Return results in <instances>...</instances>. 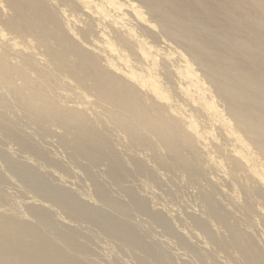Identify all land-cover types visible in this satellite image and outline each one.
<instances>
[{
    "label": "bare ground",
    "instance_id": "bare-ground-1",
    "mask_svg": "<svg viewBox=\"0 0 264 264\" xmlns=\"http://www.w3.org/2000/svg\"><path fill=\"white\" fill-rule=\"evenodd\" d=\"M0 122L7 125L6 130L2 125L0 126L2 128L0 130L6 132L5 134L0 131L3 133L2 136L0 134V137L6 135L7 141L12 142H15L16 138L17 141L25 139L23 138L25 136L22 137V135L15 137L14 133H22V129L19 130V127H23V134L27 131L24 128H33L34 132L38 131L36 134L51 132L52 137L56 139L55 142L63 145L64 148L61 149L66 148L73 151L71 153H74L76 157L74 154L71 157H75L76 161L77 159L85 161V157L88 158L89 163L94 166L90 167L94 173L89 170L92 176L104 173V171H97L96 174V171L93 170L96 169L95 166H99L95 165L97 161L102 159L104 163L106 160H111L109 162L112 164L113 162L119 164L117 160L121 159V161L123 160L122 164L124 163L122 167L128 169L127 171L131 168L139 170H132L134 175H137L135 172L143 173L145 165L148 167L147 163H152L159 169L169 166V169L175 170L176 174H174L181 175L179 176L181 178L188 175L189 177L186 176L189 180L187 182L193 181L191 183L194 185H197L198 180L201 182L207 180L206 184L210 185V187L207 185L209 193L205 190L206 185L204 187L198 185L201 190L202 187L205 188L203 189L206 191L205 194L208 193L207 195L203 194L205 199L202 195L200 199L206 200L208 195L210 197L215 186L220 190H213L212 198L215 205L212 204V200L210 204L202 200L208 205L206 207L204 204L206 211H201L203 214L207 212L208 219L204 218V220H209V223L205 221L206 229L212 227L216 230L222 229L223 232H220L222 234L218 236H215L216 233L215 237L213 234L216 231L212 232V229L211 235L201 232L204 238L201 235L199 237L201 240H205V253L209 249L214 250L212 251L214 253L209 251L210 254L203 253L204 255L198 256L201 257L199 260L194 256L197 259L195 258L193 263L218 264V262L214 263V256L217 255L230 264H264V244L259 241V237L264 240V0H0ZM14 128L19 132L18 130L16 132ZM33 129H31L33 135L27 134L28 139L32 136L34 138L36 135ZM12 131L15 132L12 134ZM13 137L15 139L10 140ZM25 140L23 141L26 143ZM119 146L127 155L128 152L132 153L136 150V157L130 155L133 159L135 158L134 161L129 159L131 158L129 155L125 157L127 155H123V152L118 149ZM32 148H28V150H35ZM36 150L42 153L38 149ZM63 150L57 154L53 152V155L61 154ZM32 151H29L30 154L37 153ZM11 156L12 154L10 158ZM66 156L70 158L68 155ZM63 158L61 159L63 160ZM56 159L57 157L53 158V161L58 162L59 159ZM62 160H59L58 163H62ZM28 161L29 159L26 162ZM74 161L73 164L76 163ZM15 162H13V166L9 164L13 169L16 168ZM143 162L144 165H142ZM105 163V165L110 164ZM158 163L160 166H164L160 168L159 165V167L157 166ZM86 165L87 163L83 167L82 164L81 171ZM108 165L104 167L108 168ZM20 166L19 169L22 168ZM150 166V171H154V175H156L155 171L158 169L153 167L155 169L153 170V165ZM77 168H73L74 172L70 171L75 174L78 170L80 171L79 168L76 170ZM102 169L104 170V168ZM146 169V171L149 170ZM30 170H25L23 173L19 170L22 176L19 177L23 179L19 182L25 181L27 190L30 188L35 196H39L36 198L46 199L50 203L45 205L42 202L36 203L29 199L32 202L22 203L19 207L16 205L17 203L14 205V201L12 203L14 208L15 206L18 208L14 209L12 206L10 207L12 210H10L4 207L8 200L1 199L3 195L0 194V264H86L85 262L89 261V256L87 260L88 252L85 251V247H82L84 242H80L81 245L76 244L79 241L75 239L77 235L71 227L63 232L57 230L58 228H44L36 224L40 220L39 218L43 219L42 215L45 216L44 211L51 208L58 206L57 208L61 207L60 210L68 211L70 203H73L71 202L72 197L69 198V194L72 193L68 194L69 197H66L67 195L60 197L59 193L61 192L56 194L59 190L54 189L56 192L51 193V186V188L49 187L50 191L42 188L43 185L38 186L39 180L37 179V182L35 177L33 178V171ZM114 170L118 173L119 184H121L124 175L126 177L128 173H121L125 172L123 168L120 170L121 172L117 168ZM16 172L15 176L17 177L19 175L17 169ZM109 172L113 174V170ZM212 172L216 176H213ZM11 174L8 173L6 176H14ZM61 174L63 173L61 172ZM90 174L87 176L90 177ZM108 174L107 178L112 185L114 181L110 178L111 174L110 176ZM105 176L103 175L101 178L104 179ZM92 178L87 179L88 181L84 180V183L89 185L87 182ZM149 178L146 174L148 182L151 180ZM159 178L161 177L159 176ZM181 178L178 179L181 180ZM95 179L104 186L101 180L98 181L99 178L94 177ZM126 179L130 178H124L125 181ZM47 180L49 179L47 178ZM182 180L184 181V179ZM117 181L116 185H118ZM97 182L92 183L97 184ZM4 184L6 185V183ZM122 184H124V188L120 187L126 191V182ZM129 185L132 188L131 181L128 183ZM150 185L152 186V184ZM21 186L20 188H22ZM102 186H98V191L95 192L102 193L101 190L107 185L104 188ZM112 186L106 189L112 190L115 185ZM145 186L146 188L151 187ZM211 186L213 187L210 190ZM106 189L104 190L109 194L110 191ZM169 190L167 189V192ZM201 190L199 189L198 193ZM112 191L115 193V190ZM174 191L176 192V190ZM214 191L218 192L214 193ZM106 192H103V195H106ZM111 192L110 195H113ZM188 192L190 193L189 190ZM100 196L102 197V195ZM217 197L225 204L224 210L220 209L221 212L218 210L220 206L216 205L219 201ZM106 198L108 199V197ZM222 198H225V201ZM87 199V204L96 201L92 196ZM197 201L194 202L197 203ZM221 201L219 202L221 203ZM153 202L155 201L153 200ZM108 204L107 207L102 204L104 209L110 207ZM74 205L76 204L74 203ZM99 205L101 204L99 203ZM129 205L131 209L135 207L132 203ZM198 205H202V203L198 202ZM6 206H10V202ZM113 206L111 205V207ZM203 206H200V209H203ZM115 208L113 207L114 210ZM118 208L120 209V207ZM167 208L169 207L167 206ZM103 210L99 211L100 213L97 212L98 215L87 216L89 224L101 225L104 223L102 220L104 214H102L103 217L100 215L104 212ZM141 210L138 208V211ZM50 212L52 211L50 210ZM82 212L72 213L69 217L82 219ZM120 212L118 213L121 214ZM187 215L186 217L190 214ZM193 217L195 218V216ZM148 219L151 220L150 217ZM191 219L193 218H188L189 221ZM230 219H232V223L229 222ZM108 222L112 223L109 219ZM244 223L247 224L244 226ZM102 225L101 231L104 230L105 237L119 240L124 250L125 248L127 250L128 246L135 247V249L139 247V240L129 241L125 232L118 228L121 226L115 224V226L107 225L108 227H105V224ZM153 225L155 226V224ZM199 226L198 228L203 227ZM255 226L260 229L261 236H259L260 234L259 237L256 236L259 240L251 237L250 230ZM158 227L159 225L155 228ZM74 229L76 228L74 227ZM86 234L85 236H87ZM195 234L197 235V231ZM131 239L133 240V238ZM110 248L112 249V247ZM141 248L143 247L141 246ZM146 251L144 248L142 252L146 253ZM149 252L151 251H148L147 255L150 254ZM152 253L149 257H160H156L157 253ZM184 253L186 255L187 252ZM143 257L145 262L146 260L150 261L146 264H152L153 259H148V256ZM189 257L191 258V256ZM123 261L125 262V260ZM138 262L143 264L140 260ZM188 262L184 263L182 260L180 263L190 264ZM175 263L177 262L175 261ZM110 264H114L113 261Z\"/></svg>",
    "mask_w": 264,
    "mask_h": 264
},
{
    "label": "rangeland",
    "instance_id": "rangeland-1",
    "mask_svg": "<svg viewBox=\"0 0 264 264\" xmlns=\"http://www.w3.org/2000/svg\"><path fill=\"white\" fill-rule=\"evenodd\" d=\"M22 119V118H21ZM21 119H19V121L21 122ZM23 121H24V119H22ZM3 126L4 128L3 129H5L6 130V127H7V125L4 123V125H6V126H4L1 122H0V126ZM21 126V125H20ZM1 128V127H0ZM16 128H18V127H16ZM16 128H14L15 129V131L17 132V130L18 129H16ZM22 129V133H21V131H20V133L21 134H16V133H14L13 131H12V134L14 133V135H15V137L17 136V135H19L18 137H20L21 135H22V137L23 136H25V137H23V138H25V139H22V141L19 139L18 141L15 139V137H13V139H10V140H14L15 139V142L13 143L12 141H7V137H6V132H5V130H0V131H3V133L5 132V139L2 137H0L1 138V140H0V169L2 170V173H1V170H0V194L1 195H3V197H5V195H7L5 198H3L2 196V198L1 199H5V200H8L7 202H6V204L8 205V202H10V206H6V204L5 203H3V204H5V208H7V209H10V210H12L10 207H12V208H14V205L16 204L17 206H21L22 205V203L23 204H27L28 202H32L31 200H33V202H35L36 201V203L37 202H39V203H41L42 202V204L44 203L45 205H47L48 203H50V201H46V199L44 200V199H42V198H36V196H35V193L30 189V188H28V190H27V183L25 182V181H23V182H19V181H22L23 179L22 178H20L19 176H21L20 174V172H19V170L23 173L25 170H32L33 172V178L34 179H38L39 180V185L38 186H44L45 185V187H43L42 186V188H46V189H48V191H50L49 190V187L52 189L51 190V193L52 192H56L57 190H59V191H57L56 192V194L58 193V192H61V193H59V194H61L60 195V197H65V195H67L66 197H69V198H71L72 197V199H71V202H73L72 204L70 203V206H69V209H67L68 211H62V210H60L61 209V207L60 208H51L50 210L52 211V212H50V210H47V211H44L45 212V216H43L42 215V218L43 219H41V218H39L38 220L39 221H37L36 222V224L37 225H41V227H50V228H53V229H57V230H59V231H65V230H68V228H70L71 227V229H73L74 230V233L77 235V236H75V239H77L78 241H79V243H76V244H79V245H81L80 244V242L82 243V242H84V243H82V247L84 248V249H86L85 251L86 252H88V254L86 255L87 256V260H88V256H89V261H86L85 263L86 264H104V263H106V264H110V262H112L113 261V263L114 264H128L129 263V260H130V263L131 264H139V263H141V262H138V260H140V261H142L143 262V264H146V263H149L150 261H147L146 260V262H145V258L143 257V256H148L149 257V255L151 254V252H153L154 254H156L157 256L156 257H158V256H160L159 258H152L153 256H150L148 259H153L152 261H151V263L152 264H179L180 262H182V260L184 261V263L185 262H188V263H190V264H194L193 262V260L197 257L198 258V260H199V258L201 259V257H198V256H201V255H204V254H210L209 252H211V253H214V252H212V251H214V250H208L206 253H205V251H204V249H206L205 248V246H204V241H203V239L201 240V238L199 237V235H201V236H203L202 238H204V235H203V233H205V234H209V235H211L212 234V232H214V231H216L214 234H213V236L215 235V236H218L219 234H222V233H220V232H223V231H221L222 229H218V230H216L215 228H212L211 227V225L210 224H208V226H210L209 228L210 229H206L207 228V224L206 223H209L207 220H204V218L205 219H208V217H207V212H205V214H203L201 211L203 210V212L204 211H206L205 210V208L208 206L207 204H205V203H211V200H212V204L213 205H215L214 203V199L212 198V196H213V190H220L219 189V187H217V186H215L213 189H212V187L213 186H211V188H210V190L212 189V193H211V196L209 197V195H208V198L210 199H208L207 197V199L206 200H203V198L205 199V197H204V195L203 194H205L206 193V191L205 190H207V187L209 186L210 187V185H209V183H207L206 184V179H204V180H206L205 182H201L200 180H198L197 181V185H194V184H192L191 182H193V181H191L190 183L189 182H187V181H189V180H187L188 178L187 177H189L188 175H186L184 178H181V177H179V176H181V175H179L178 174V172H177V174L178 175H175L176 173L174 172V171H172V170H170L169 169V166H166V167H162V166H164V165H159L160 163H158L157 164V166L159 165L160 166V168L162 167V169H159V168H156L155 166H154V164H152V163H147V164H149V165H153L152 166V168L153 167H155L156 169H158V170H156L155 172H157V173H155L156 175H154V171L152 172V171H150L151 169H149V168H151V166L149 167V165H148V167H147V165H145L146 167L144 168V166H142L143 168H144V170L145 171H143V173H141V172H135L137 175H134L133 173H132V170L133 171H139L137 168H134V169H132L131 167V169L129 170V171H127L128 169H126V168H124V167H122V166H124L123 164H122V162H123V160L121 161V159L119 160H117V161H119V164L117 163H115V162H113V164L111 163V162H109V161H111V160H106L105 161V159H104V161L105 162H107V163H110V164H112L111 165V167H110V164L108 165V168L107 167H104V166H107V165H105L103 162H102V159H101V161H97V163H95V165H99L98 167H102V168H104V170L102 169V168H98L97 166H95L96 167V169H93L94 171H96L95 173L97 174L98 172H103L104 171V173L102 174V173H99L98 175L99 176H96L95 174V176L93 175L92 176V174H90L89 172L91 171V173H94L93 171H92V168L90 169V167H94L93 166V164H91V163H89V160H88V158L87 157H85L86 158V160H85V158L84 157H82V159H84L85 161H83V160H81L80 161V159H77V161L74 159L75 157H76V155H75V157L73 158V154L71 153V152H73L72 150H69V149H61V148H64L63 147V145H60L59 143H57V142H55L56 141V139L55 138H53L52 137V135H51V132H47V133H45V134H42V133H38V134H36V132H38V131H36L35 130V132H34V129L33 128H24V130L26 131H24L25 133L23 134V127H19V130H21ZM2 129V128H1ZM31 129H33V132L38 136H36L35 134V136H34V138H33V136L32 137H30L29 139H28V135H33V133L31 134ZM19 130H18V132H19ZM30 130V131H29ZM3 133H1L0 132V134H1V136H2V134ZM7 133H9L8 132V130H7ZM30 133V134H29ZM26 134V135H25ZM28 134V135H27ZM53 138V139H52ZM40 139V140H39ZM3 140H5L4 141V143H3ZM23 140H25L26 141V143L23 141ZM30 140V141H29ZM19 142V143H17V142ZM7 142H8V144H7ZM20 142H23V143H20ZM52 142V143H51ZM24 144H25V146H29L28 148H32V149H34L35 148V150H28V148L27 147H25L24 146ZM30 144H31V146H30ZM57 144V145H56ZM59 144V145H58ZM9 145V146H8ZM11 145V146H10ZM14 145V146H13ZM21 146V147H20ZM57 147H59L60 148V150H63V152H61V154H58L59 155V157H58V155H56L57 154V152H59L60 150H58L59 148H57ZM9 148V149H8ZM20 148V149H19ZM17 149V150H16ZM26 149V150H25ZM36 149H38V151H40V152H42V153H39V152H37V150ZM118 149H120L121 150V152H123V155H125L126 153H124V151H123V149H121V147L119 146V148ZM9 150V151H8ZM19 150V151H18ZM67 150H69L68 151V153L67 154H65L66 152H67ZM3 151V152H2ZM24 151V152H23ZM29 151H32V152H34V151H36L35 153V155L33 154H30V152ZM135 152H136V150H134ZM134 151H132V153H130V152H128L129 154V156L132 154V155H134L133 157H136L137 156V152H136V154H135V152ZM137 151H139V150H137ZM53 152H56V154H54L53 155ZM20 153V154H19ZM7 154H9V155H7ZM12 154V156H11V158H10V155ZM26 154H27V156H26ZM17 155V156H16ZM21 155H23V156H21ZM61 155H62V157H61ZM66 155H68L70 158H68ZM71 155H73L72 157H71ZM127 155V154H126ZM128 155L127 156H125V157H128ZM131 155V156H132ZM3 156V157H2ZM9 158V160H8V158ZM21 156V157H20ZM26 156V157H25ZM65 156V157H64ZM130 156V157H131ZM5 157V158H4ZM13 157H15V159H13ZM28 157V158H27ZM31 157V158H30ZM47 157V158H46ZM57 157V159H59L60 161L62 160L61 158H63V160H62V163H58L59 162V160H58V162L57 161H53V158L55 159ZM66 157H67V159H66ZM133 157H131V158H129V159H131L132 161H134V159H133ZM22 158V159H21ZM24 158V159H23ZM11 161L10 163H7L8 161ZM18 159V160H17ZM27 159H29V161L28 162H26L27 161ZM52 159V160H51ZM56 159V160H57ZM70 159H71V162H72V164H71V162H70ZM4 160V161H3ZM12 160H13V162H15V161H17V162H15L14 164H16V168H15V165H14V168L15 169H13V167H10V165L9 164H11V166H13V162H12ZM15 160V161H14ZM24 160H25V162H24ZM74 161V163L75 164H73V161ZM88 160V161H87ZM20 161V162H19ZM82 161H83V163H82ZM87 161V162H86ZM24 162V163H23ZM30 162V163H29ZM57 162V163H56ZM68 162V163H67ZM87 163V165H88V167H87V165L85 166V168H82V169H84V170H82L81 171V167H82V164H83V167H84V165ZM3 163V164H2ZM7 163V164H6ZM21 163V164H20ZM42 163V164H41ZM71 165H70V164ZM81 163V164H80ZM101 164V166H100V164ZM115 163V164H114ZM137 163H139V162H137ZM141 163V162H140ZM156 163V162H155ZM2 164V165H1ZM6 164V165H5ZM18 164V165H17ZM23 164H24V166H23ZM50 164V165H49ZM77 164V165H76ZM122 164V165H121ZM145 163L143 162V164L142 165H144ZM19 165H21L20 167H22L21 169H19ZM49 165V166H48ZM113 165H114V168H117V170L119 171V172H121L120 170L123 168V169H125V172H121V173H124V174H126V172L128 173V174H126L127 176L125 177V175H124V178H127V177H129L130 179H126V181L124 180V178H123V180L121 181V184H119V176H117L118 175V173L116 172V170H114V168H113ZM156 165V164H155ZM26 166H28L27 167V169H25V167ZM44 166V167H43ZM68 166V167H67ZM78 167L79 169H80V171L78 170V168L76 169V170H78L77 172H78V174H77V172L74 174L73 172H74V170H73V168L74 167ZM80 166V167H79ZM116 166V167H115ZM158 166V167H159ZM18 167V168H17ZM30 167V168H29ZM49 167V168H48ZM5 168V169H4ZM8 168H10L9 170H8ZM29 168V169H28ZM40 168V169H39ZM63 170H62V169ZM87 168V169H86ZM97 168H98V170H97ZM129 168V167H128ZM146 168H148L149 170L148 171H146L147 169ZM165 168H167V169H165ZM16 169H17V171L19 172V175L16 177L15 176V172H16ZM19 169V170H18ZM24 169V170H23ZM48 169V170H47ZM57 169H59V170H57ZM66 169H68V170H66ZM113 170V174H111L109 171H111L112 172V170ZM136 169V170H135ZM13 170V172H11ZM30 170V171H31ZM44 170V171H43ZM56 170V171H55ZM70 170H72V171H70ZM90 170V171H89ZM109 170V171H108ZM153 170H155L154 168H153ZM12 173H10V172ZM35 171V172H34ZM52 171V172H51ZM69 173H68V172ZM88 173H87V172ZM98 171V172H97ZM162 171V172H161ZM46 172V173H45ZM54 172V173H53ZM61 172L63 173V174H61ZM81 172H83V173H81ZM85 172V173H84ZM144 172H145V178H144V176H143V174H144ZM149 172H150V175H149ZM214 172V171H213ZM211 173V174H213V176H216L214 173H216V172H214V173ZM8 173H9V175L11 174V175H14V176H6V175H8ZM17 173V172H16ZM35 173L37 174L36 176H37V178H36V176H35ZM59 173H60V176H61V178H59L60 176H59ZM87 173V175L88 174H90L89 176L90 177H88L87 175H85ZM105 173H106V176H105ZM108 173H110L111 174V176H110V174H108ZM159 173V174H158ZM170 173V174H169ZM175 173V174H174ZM53 174V175H52ZM57 174V175H56ZM107 174H108V176H110V178L112 179V181H114V183L117 181L118 183V185H116V183L114 184L113 182V184L112 185H115V187L112 189V185H111V181H109L108 180V178H107ZM133 174V175H132ZM142 174V175H141ZM146 174H147V176H149L150 178H149V180L151 181H149L148 182V177H147V179H146ZM168 174V175H167ZM17 175V174H16ZM103 175L105 176L104 177V179H102L103 178ZM130 175V176H129ZM162 175V176H161ZM2 176V177H1ZM76 176V177H75ZM101 176H102V178H101ZM113 176V177H112ZM118 177V179H117V177ZM136 176V177H135ZM153 176V177H152ZM156 176V177H155ZM159 176L161 177V178H159ZM172 176V177H171ZM173 176H175L174 178H173ZM177 176H178V178H181V180L180 179H178L177 178ZM204 177H205V175H203ZM202 176V177H203ZM6 177H8V178H6ZM13 177H15V178H13ZM22 177V176H21ZM42 177V178H41ZM71 177H73V178H71ZM93 177V178H92ZM94 177H96L97 179H98V181H100L101 180V182L103 183V185L105 186V185H107V186H105V188H104V186H102V184L100 183H98L97 181H96V179L94 180ZM155 177V178H154ZM171 177V178H170ZM203 177V178H204ZM44 178V179H43ZM47 178L50 180H47ZM89 178H92L91 180H89V182H87L89 185H87L86 183H84L85 181H88L87 179H89ZM114 178V179H113ZM134 178V179H133ZM141 178H142V180H141ZM10 179H11V181H10ZM14 179V180H13ZM16 179V180H15ZM20 179V180H19ZM22 179V180H21ZM25 179H27V178H25ZM42 179H43V181H42ZM69 179V180H68ZM110 179V180H111ZM136 179V180H135ZM140 179V180H139ZM169 179H170V181H169ZM182 179H184V181L182 180ZM189 179H191V178H189ZM18 180V181H17ZM38 180H37V182H38ZM44 180H45V182H44ZM72 180V181H71ZM85 180V181H84ZM106 180H107V182H109V184H106L107 182H106ZM127 180H130L131 181V184H132V188H131V185H129L128 186V183H130V181H127ZM154 180V181H153ZM158 180V181H157ZM167 180V181H166ZM174 180V181H173ZM203 180V179H202ZM34 181V180H33ZM42 183H41V182ZM54 181V182H53ZM82 181V182H81ZM155 181H157V182H155ZM177 181V182H176ZM183 181V182H182ZM15 182V183H14ZM48 182V183H47ZM57 182V183H56ZM67 182H69V183H67ZM81 184H80V183ZM92 182H94V183H96L97 182V184H94V183H92ZM105 182V183H104ZM124 182H126V185H127V187L125 186V190L126 191H123V188H124V184H122V183H124ZM208 182V181H207ZM4 183H6V185L4 184ZM8 183V184H7ZM40 183H41V185H40ZM55 183V184H54ZM59 183V184H58ZM144 183V184H143ZM146 183H148V184H146ZM168 183V184H167ZM172 183V184H171ZM205 183V184H204ZM14 184V185H13ZM15 184H16V187H14L15 186ZM18 184V185H17ZM23 184V185H22ZM69 184V185H68ZM78 184V185H77ZM142 184V185H141ZM150 184H152V186L150 185ZM168 186H167V185ZM170 184V185H169ZM196 184V183H195ZM12 185V186H11ZM22 185V186H21ZM48 187H47V186ZM54 185V186H53ZM56 185V186H55ZM66 185V186H65ZM112 186L111 187V189L112 190H115V193H114V191H112V190H108L109 188L108 187H110V186ZM143 185H144V187H143ZM145 185H149V186H151V187H149V188H146V186ZM154 185V186H153ZM187 185V186H186ZM193 185V186H192ZM201 185V186H205L206 185V189L205 188H203L202 187V190H201V188L199 187V186ZM208 185V186H207ZM20 186L22 187V188H20ZM64 186V187H63ZM71 186V187H70ZM94 186V187H93ZM103 187L104 189H106V188H108V189H106L107 191H112L111 192V194H113V195H110V192H109V194L104 190H101L102 191V193L101 192H95V191H98V188L99 187ZM119 188H118V187ZM123 186V188H121V187ZM158 186V187H157ZM177 186V187H176ZM189 186V187H188ZM30 187H32V186H30ZM54 187H56V188H54ZM88 187V188H87ZM171 187V188H170ZM175 187V188H174ZM181 187H182V189H181ZM191 187H192V189H191ZM195 187V188H194ZM18 188V189H17ZM20 188V189H19ZM58 188V189H57ZM121 188V189H120ZM146 188V189H145ZM166 188V189H165ZM189 188V189H188ZM11 189V190H10ZM35 189V188H34ZM56 191H55V190ZM65 189H67L66 191H65ZM73 190L72 192H71V190ZM91 189V190H90ZM101 189V188H100ZM118 189H119V191H118ZM131 189V191H129ZM140 189V190H139ZM142 189V190H141ZM148 189V190H147ZM157 189V190H156ZM160 189V190H159ZM167 189L169 190L168 192H169V194H167L168 192H167ZM176 190V192L174 191V190ZM193 189H196V190H193ZM198 189V190H197ZM199 189L202 191H200V193H198L199 192ZM203 189H205V190H203ZM24 190V191H23ZM30 190V191H29ZM94 190V191H93ZM127 190H128V192H127ZM133 190V191H132ZM181 192H180V191ZM184 190V191H183ZM187 190V191H186ZM188 190L190 191V193L188 192ZM5 191V192H4ZM8 191V192H7ZM65 191V192H64ZM84 191V192H83ZM121 191V192H120ZM197 191V192H196ZM205 191V192H204ZM217 191V192H218ZM9 194H7V193ZM17 192V193H16ZM20 194H19V193ZM27 192H28V194H27ZM93 192V193H92ZM103 192L105 193H107L106 195H103ZM123 192V193H122ZM136 192V193H135ZM158 192V193H157ZM172 192V193H171ZM207 192L209 193V188H208V190H207ZM216 191H214V193H217ZM4 193H5V195H4ZM32 193V194H31ZM53 193V194H54ZM69 193H72V194H69ZM85 195H84V194ZM88 193V194H87ZM92 193V194H91ZM99 193V194H98ZM122 193V194H121ZM133 193V194H132ZM149 193V194H148ZM161 193V194H160ZM173 193H175V194H173ZM186 193V194H185ZM207 193V194H208ZM13 194V195H12ZM19 194V195H18ZM68 194H69V196H68ZM90 194V195H89ZM115 194V195H114ZM118 194V195H117ZM141 194V195H140ZM207 194H205V195H207ZM73 195V196H72ZM85 197H84V196ZM91 197L92 196V198H93V200L95 199L96 201H94L95 203H93V202H90V203H88L87 204V202H88V199L87 198H89V196ZM99 195V196H98ZM100 195H102V197L100 196ZM110 195V196H109ZM122 195V196H121ZM126 195V196H125ZM140 195V196H139ZM155 195V196H154ZM170 197H169V196ZM203 196V198L202 199H200L202 196ZM9 196V197H8ZM53 196V195H52ZM80 196V197H79ZM88 196V197H87ZM115 196V197H114ZM136 196H138L139 197V199H138V197L135 199V197ZM189 198H188V197ZM193 196V197H192ZM198 196V197H197ZM11 197H13V198H11ZM37 197H39V196H37ZM77 197V198H76ZM84 197V198H83ZM95 197V198H94ZM106 197H108V199L106 198ZM110 197V198H109ZM112 197V198H111ZM128 197V198H127ZM144 197V198H143ZM160 199H159V198ZM82 198V199H81ZM115 198V199H114ZM127 198V199H126ZM143 198V199H142ZM151 198V199H150ZM176 198V199H175ZM187 198V199H186ZM18 199V200H17ZM29 199H31V200H29ZM78 199H80V200H78ZM123 199V200H122ZM155 201V202H153V200ZM162 199H164V200H162ZM171 199V200H170ZM193 199V200H192ZM198 199H200L199 201H197ZM216 199V198H215ZM217 199L219 200V197H217ZM223 199V198H222ZM225 199V198H224ZM223 199V201H225ZM10 200H12V201H10ZM29 200V201H28ZM39 200V201H38ZM40 200H42V201H40ZM44 200V201H43ZM73 200V201H72ZM78 200V201H77ZM86 200H87V202H86ZM134 200V201H133ZM191 200H192V203H191ZM205 202V203H203V201ZM209 202H208V201ZM14 201H15V203H14ZM109 201V202H108ZM129 201H133V202H129ZM139 201V202H138ZM145 201V202H144ZM149 201V202H148ZM152 201V202H151ZM185 201V202H184ZM194 201H197V203L198 202H201L202 203V205H198L197 206V203L196 202H194ZM219 201H221V199L219 200ZM218 201V203H216V205L219 207V211L221 212V210L220 209H222L223 208V206H225V204H224V202H222L221 201V203ZM85 202V203H84ZM98 202V203H97ZM110 203V204H108V203ZM227 202V201H226ZM12 203H14V205L12 204ZM19 203V204H18ZM76 204V205H74L73 206V204ZM99 203L101 204V205H99ZM108 204V206H110L111 207V205L113 206V207H116L115 208V210L113 209V207H111V210L113 211H111L110 210V212L108 211L109 209H110V207L109 208H106V209H104V205H102V204H105V207H107L106 205ZM126 203H128V204H126ZM130 203H132L133 204V206H135L134 208H132L131 209V207H129L130 205ZM150 203V204H149ZM157 203V204H156ZM184 203V204H183ZM220 203V204H219ZM224 204V205H221V204ZM77 204H78V206H77ZM95 204V205H94ZM98 204V205H97ZM137 204V205H136ZM139 204V205H138ZM154 204H156V205H154ZM166 204V205H165ZM175 204V205H174ZM205 204V205H204ZM151 205H153V206H155V207H153V206H151ZM160 205H162V206H160ZM170 205V206H169ZM196 205V206H195ZM206 206L205 208H204V206ZM17 206H15V208L17 207ZM19 206V207H20ZM83 206V208H81ZM101 206V207H100ZM132 206V205H131ZM132 206V207H133ZM138 206V207H137ZM147 206H148V208H147ZM165 206H166V208H165ZM167 206L169 207V208H167ZM173 208H172V207ZM182 206V207H181ZM192 206V207H191ZM200 206L202 207L203 206V209L201 208L200 209ZM9 207V208H8ZM80 207V208H79ZM91 207V208H90ZM118 207H120V209L118 208ZM123 207H125L124 209H121V208H123ZM131 209H129V208ZM152 207V208H151ZM190 207H191V209H190ZM216 207V206H215ZM14 208V209H15ZM18 208V207H17ZM16 208V209H17ZM78 208V209H77ZM117 208H118V210H117ZM138 208H140V210H141V208H143L141 211H138ZM175 208V209H174ZM188 208V209H187ZM53 209V210H52ZM56 209V210H55ZM104 209V210H103ZM128 209V210H127ZM135 211H134V210ZM146 209V210H145ZM155 209V210H154ZM156 209H157V211H156ZM172 209V210H171ZM197 209V210H196ZM57 212H55V211ZM84 210V211H83ZM95 210V211H94ZM98 210V211H97ZM101 210H103L104 212L103 213H101L100 215L102 216V214H104V217L107 215V217H105V219H104V217H103V222L104 223H102V224H105V227L107 226V225H109V226H115V224L116 225H118V226H121V227H118V228H120V230H122L123 232H125V234H126V236H127V239L129 240V241H138L139 242V247H136V249H135V247H130V246H128L129 248H127V250H126V248H125V250H124V248L121 246V242L119 241V240H113V239H110V238H108V237H105L106 235H104V230L103 231H101L102 229H101V226L103 227V225L101 224H99V225H94V224H92L91 225V223L89 224V220L86 218L87 216H89V215H93V214H95V215H98V214H96L97 212H102ZM121 212H120V211ZM164 210V211H163ZM169 210V211H168ZM174 210V211H173ZM186 210V211H185ZM224 210V208L222 209V211ZM61 211V212H60ZM78 211H83L82 212V215H83V218L81 219V218H76V219H78V220H76V219H74V218H70L71 217V215H72V213H75V212H78ZM115 211H118V212H120L121 214H119L118 212H115ZM123 211V212H122ZM131 211V212H130ZM156 211V212H155ZM13 212V211H12ZM70 212V213H69ZM86 212V213H85ZM93 212V213H92ZM95 212V213H94ZM99 212V213H100ZM109 212V213H108ZM127 212V213H126ZM147 214H146V213ZM149 212V213H148ZM154 212V213H153ZM162 212V213H161ZM166 212H167V214H166ZM172 212V213H171ZM190 212V213H189ZM53 213V214H52ZM67 213V214H66ZM91 213V214H90ZM124 214V216H123V214ZM126 213V214H125ZM142 213V214H141ZM145 213V214H144ZM151 213H153V214H151ZM158 213H160L159 215H158ZM190 215H189V214ZM59 214V215H58ZM62 214V215H61ZM109 214V215H108ZM163 214V215H162ZM189 216H188V215ZM194 214V215H193ZM203 214V215H202ZM55 215V216H54ZM84 215H86V216H84ZM99 215V216H100ZM127 215H129L128 217H126ZM146 215V216H145ZM179 215V216H178ZM186 215L188 216V217H186ZM199 215H202V216H200V217H202V218H200L199 217ZM52 216V217H51ZM59 217L58 219H57V217ZM63 216V217H62ZM70 216V217H69ZM100 216V217H101ZM108 216H109V218H108ZM112 216H113V218H112ZM118 216V217H117ZM121 218H120V217ZM144 216H145V218H144ZM165 216V217H164ZM193 216H195V218L197 219H195ZM62 217V219H60ZM150 217V219L151 220H149L148 218ZM156 217H157V219H156ZM175 219H174V218ZM193 218V219H191L190 221L188 220V218L190 219V218ZM199 218V220H198V218ZM64 218V219H63ZM86 218V219H85ZM106 218H107V220H106ZM126 219V221H125V219ZM155 218V219H154ZM160 218H163L164 219V221L162 222V220L163 219H160ZM168 218V219H167ZM182 218V219H181ZM183 218H184V220H186V221H184L183 220ZM186 218V219H185ZM49 219V220H48ZM81 219V220H80ZM108 219L110 220V221H112V223L111 222H108L107 223V221H108ZM160 219V220H159ZM201 219V220H200ZM58 220V221H57ZM80 220V221H79ZM83 220V221H82ZM88 220V221H87ZM106 222H105V221ZM117 222H116V221ZM131 220H132V222H131ZM155 220H157L156 222H155ZM159 220V221H158ZM171 220V221H170ZM188 220V221H187ZM231 220L232 219H230L229 220V222L230 223H232L231 222ZM235 220V219H234ZM65 221V222H64ZM78 221V222H77ZM119 221H122V222H119ZM125 223H124V222ZM130 221V222H129ZM151 221V222H150ZM184 221V222H183ZM193 221V222H192ZM196 221V222H195ZM198 221H200V222H198ZM203 221V223H201ZM205 221H206V223H205ZM62 222V223H61ZM102 222V221H101ZM114 222H116L115 224H114ZM140 222V223H139ZM150 222V223H149ZM159 222V223H158ZM168 224H167V223ZM176 222V223H175ZM187 222V223H186ZM194 222H195V225L197 224V222H198V226L199 225H201V226H199V227H202V228H198V226L196 225H194ZM228 222V223H229ZM106 223H107V225H106ZM118 223V224H117ZM119 223H120V225H119ZM165 223V224H164ZM177 223H178V225H177ZM79 224H80V226H79ZM83 226H82V225ZM87 224V225H86ZM153 224H155V226L153 225ZM185 224H186V226H185ZM193 224V225H192ZM245 224H247V223H244L243 225L245 226ZM44 225V226H43ZM59 225V226H58ZM63 225V226H62ZM67 225H70V226H67ZM77 225V226H76ZM123 225H124V227H123ZM159 225V227L158 228H155L156 226H158ZM164 225H167V226H164ZM170 227H169V226ZM188 225V226H187ZM191 225V226H190ZM65 226V227H64ZM80 228H79V227ZM89 226V227H88ZM161 226V227H160ZM176 226V227H175ZM243 226V227H244ZM74 227L76 228V229H74ZM78 227V228H77ZM86 227V228H85ZM90 227H92V228H90ZM104 227V228H105ZM108 227V226H107ZM117 227V226H116ZM175 227V228H174ZM179 227V228H178ZM190 227V228H189ZM196 227V228H195ZM246 227H248V225H246ZM256 227V226H255ZM255 227H252V230H250L251 231V233H252V236L251 237H255L254 239H257V237H259V236H261V234H260V229H259V227H256V229H255ZM96 228H97V230H96ZM103 228V229H104ZM123 228V229H122ZM167 228V229H166ZM254 228V229H253ZM82 229V230H81ZM92 231H91V230ZM106 229V228H105ZM161 229H163V230H161ZM166 229V230H165ZM207 230V232H206V230ZM213 231H212V230ZM76 230H78V231H76ZM85 230V231H84ZM136 230V231H135ZM143 230V231H142ZM146 230V231H145ZM172 230V231H171ZM178 230V231H177ZM189 230V231H188ZM204 230V231H203ZM220 230V231H219ZM257 230H259V231H257ZM88 231H89V233H88ZM99 231V232H98ZM138 231V232H137ZM150 231H152V232H150ZM196 231H197V235L195 234L196 233ZM210 231H212V232H210ZM87 233L86 235L87 236H85V233ZM96 232V233H95ZM127 232V233H126ZM135 232H137V233H135ZM155 232V233H154ZM176 232V233H175ZM201 232H203V233H201ZM82 233V234H81ZM91 233V234H90ZM94 233V234H93ZM103 233V234H102ZM129 233V234H128ZM170 233V234H169ZM200 233V234H199ZM257 235H256V234ZM79 234L81 235L80 237H79ZM90 234V235H89ZM98 234V235H97ZM128 234V235H127ZM138 234V235H137ZM149 234V235H148ZM152 234H153V236H152ZM180 234V235H179ZM185 236H184V235ZM192 234V235H191ZM195 235V237H194V235ZM260 234V235H259ZM144 235V236H143ZM156 235V236H155ZM168 235H170V236H168ZM183 235V236H182ZM259 235V236H258ZM100 236V237H99ZM135 236H136V238H135ZM140 236V238L138 239V237ZM151 236V237H150ZM197 236V237H196ZM214 236V237H215ZM257 236V237H256ZM97 237H98V239H97ZM143 237V238H142ZM87 238H88V241H87ZM101 238V239H100ZM131 238H133V240L131 239ZM155 238H157V239H155ZM172 238V239H171ZM183 238V239H182ZM192 238V239H191ZM259 238H260V240H259ZM257 240H259L260 242H261V244H264L263 242H264V240H261L262 238L261 237H259ZM74 239V240H75ZM84 239V240H83ZM90 239H93V240H91L90 241ZM100 239V240H99ZM131 239V240H130ZM136 239V240H135ZM77 240H75V242H77ZM103 240V241H102ZM111 240H113V241H111ZM155 242H154V241ZM102 241V242H101ZM162 241V242H161ZM166 243H165V242ZM190 241V242H189ZM202 243H201V242ZM108 242H109V244H108ZM118 243V244H116V243ZM176 242V243H175ZM184 242V243H183ZM100 243V244H99ZM105 243V244H104ZM169 243H171V244H169ZM189 243V244H188ZM88 244V245H87ZM90 244V245H89ZM94 244V245H93ZM98 244H99V246H98ZM147 244V245H146ZM164 244H166L167 245V247H166V245H164ZM93 245V246H92ZM119 245V246H118ZM145 245V246H144ZM160 245V246H159ZM202 245V246H201ZM92 246V247H91ZM105 246V247H104ZM108 246V247H107ZM117 246H118V250H117ZM141 246L143 247V248H141ZM159 246V247H158ZM186 246H188V247H186ZM110 247H112V249L110 248ZM165 249H164V248ZM190 247V248H189ZM106 248H110L109 250L108 249H106ZM116 248V249H115ZM123 248V249H122ZM139 248V249H138ZM144 248L147 250L146 251V253H143L142 251L144 250ZM148 248V249H147ZM153 248H154V250H153ZM168 248V249H167ZM186 248V249H185ZM198 248H199V251H198ZM83 249V250H84ZM101 249V250H100ZM103 249V250H102ZM129 249V250H128ZM161 249V250H160ZM163 249V250H162ZM201 249H202V251H201ZM113 250V251H112ZM156 250V251H155ZM169 250V251H168ZM172 250V251H171ZM179 250V251H178ZM185 250V251H184ZM129 251V252H128ZM137 251H141L140 253L142 254H140L139 252H137ZM148 251H151V252H149L150 254L149 255H147L148 254ZM90 252V253H89ZM160 252V253H159ZM168 252H170V253H168ZM184 252H187L186 253V255H185V253ZM188 252H189V254H188ZM202 252V253H201ZM110 253H112V254H110ZM115 253V255H113ZM126 254V255H124V254ZM152 253V254H153ZM177 253V254H176ZM180 253H182V254H180ZM204 253V254H203ZM122 256H121V255ZM159 254V255H158ZM161 254H163V255H161ZM174 254V255H173ZM191 254V255H190ZM194 254V255H193ZM196 254V255H195ZM103 255V256H102ZM124 255V256H123ZM188 255V256H187ZM192 255H193V257L194 256H196V257H192ZM107 256V257H106ZM184 258H183V257ZM189 256H191V258L189 257ZM215 256H217V255H215ZM214 256V263H217L218 262V264H219V262H220V264H230V263H228L227 261H224V259L222 258H219V256H217V257H215ZM91 257H92V259H91ZM173 257H174V261H173ZM177 259H176V258ZM182 257V258H181ZM203 257V256H202ZM130 258V259H129ZM132 258V259H131ZM196 258V259H197ZM91 259V260H90ZM129 259V260H128ZM156 259H158V260H156ZM221 259V260H220ZM102 260V261H101ZM117 260V261H116ZM121 260V261H120ZM123 260H125V262L123 261ZM160 260V261H159ZM91 261V262H90ZM96 261V262H95ZM98 261H100V262H98ZM106 261H108V262H106ZM175 261L177 262V263H175ZM102 262V263H101ZM120 262V263H119ZM154 262V263H153ZM171 262V263H170ZM129 263V264H130ZM180 264H182V263H180Z\"/></svg>",
    "mask_w": 264,
    "mask_h": 264
}]
</instances>
